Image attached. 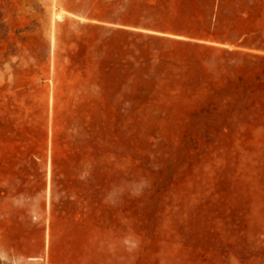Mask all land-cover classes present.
Masks as SVG:
<instances>
[{"label": "rangeland", "instance_id": "rangeland-1", "mask_svg": "<svg viewBox=\"0 0 264 264\" xmlns=\"http://www.w3.org/2000/svg\"><path fill=\"white\" fill-rule=\"evenodd\" d=\"M124 5L0 0V264H264V50L129 36ZM220 12L264 40V0Z\"/></svg>", "mask_w": 264, "mask_h": 264}, {"label": "trees", "instance_id": "trees-1", "mask_svg": "<svg viewBox=\"0 0 264 264\" xmlns=\"http://www.w3.org/2000/svg\"><path fill=\"white\" fill-rule=\"evenodd\" d=\"M220 2L221 0L188 1L183 7L174 9L167 5L126 0V5L120 7L118 13L110 16L112 20L126 26L114 31H122L126 35L148 42L225 52L228 51L225 47L228 45L232 47V53L264 50V40L260 37L236 35L233 33L235 27L227 31L220 12ZM243 8L251 15L259 13L252 5L246 4ZM145 60L149 62L150 58Z\"/></svg>", "mask_w": 264, "mask_h": 264}, {"label": "bare ground", "instance_id": "bare-ground-1", "mask_svg": "<svg viewBox=\"0 0 264 264\" xmlns=\"http://www.w3.org/2000/svg\"><path fill=\"white\" fill-rule=\"evenodd\" d=\"M55 17H56L57 19H61L62 16H61V14L58 13V14H55ZM46 238H47V237H46ZM46 243H47V245H48V241H47Z\"/></svg>", "mask_w": 264, "mask_h": 264}]
</instances>
